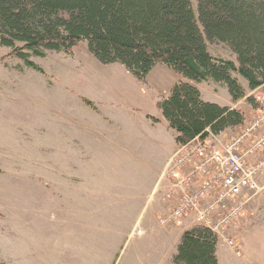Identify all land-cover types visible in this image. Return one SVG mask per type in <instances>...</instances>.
Masks as SVG:
<instances>
[{
	"label": "rangeland",
	"instance_id": "obj_1",
	"mask_svg": "<svg viewBox=\"0 0 264 264\" xmlns=\"http://www.w3.org/2000/svg\"><path fill=\"white\" fill-rule=\"evenodd\" d=\"M208 52L236 64L224 45H208ZM9 54L0 47V264H136L135 236L145 229L140 220L135 225L141 196L160 201L164 182L156 179L177 149L158 107L168 87H158L153 75L140 81L119 64L99 63L86 42L68 54L32 57L41 73ZM168 71L171 82L184 81ZM237 79L246 93L235 108L243 127L264 86L250 91ZM192 84L204 102L231 103L221 85ZM240 126L226 130L237 133ZM140 190L135 206L123 211ZM251 208L235 250L217 239V263L264 264V193L243 217ZM157 213L167 214L166 206ZM193 227L191 216L181 228L159 224L160 264H173L181 232Z\"/></svg>",
	"mask_w": 264,
	"mask_h": 264
},
{
	"label": "trees",
	"instance_id": "obj_2",
	"mask_svg": "<svg viewBox=\"0 0 264 264\" xmlns=\"http://www.w3.org/2000/svg\"><path fill=\"white\" fill-rule=\"evenodd\" d=\"M80 42L99 63L119 64L140 81L158 64L184 80L158 104L176 145L243 123L237 109L202 101L192 83L221 85L233 102L245 98L237 77L250 91L264 86V0H0V47L26 68L41 73L32 57L68 54ZM215 44L236 64L211 56ZM215 250V235L193 227L172 263L218 264Z\"/></svg>",
	"mask_w": 264,
	"mask_h": 264
},
{
	"label": "built area",
	"instance_id": "obj_3",
	"mask_svg": "<svg viewBox=\"0 0 264 264\" xmlns=\"http://www.w3.org/2000/svg\"><path fill=\"white\" fill-rule=\"evenodd\" d=\"M247 123L228 139H194L179 146L165 163L161 226L183 227L188 216L235 250L230 228L252 200L264 193V95ZM239 255L238 252L235 253Z\"/></svg>",
	"mask_w": 264,
	"mask_h": 264
},
{
	"label": "crops",
	"instance_id": "obj_4",
	"mask_svg": "<svg viewBox=\"0 0 264 264\" xmlns=\"http://www.w3.org/2000/svg\"><path fill=\"white\" fill-rule=\"evenodd\" d=\"M152 75L155 76V78L153 77L154 80L152 79V81L156 80L155 84H157L158 87L159 86H161V87L167 86L169 91L175 83V82L174 83L171 82L172 79L170 77V73L168 71V68L165 67L164 65L155 66L152 69V71L149 73L147 78L151 79ZM248 95H247V97H248ZM230 101H231L230 104H228L227 106H223V107H229V108L235 109L237 107L239 101L233 102L231 100V98H230ZM232 130L231 131L225 130L223 132V134L220 135L219 137L222 138V140L225 138L227 139V137H230L234 133V132L231 133ZM177 146L178 145H176V147ZM158 180H159V176L156 179V183H158ZM154 185H155V182H153V185L151 188L152 192L154 191ZM147 191H149V190H147ZM160 192L161 193L164 192L163 187L160 190ZM140 193H141V190L138 193V195L134 194L128 200L129 205H125L122 210L123 211L130 210L131 207L135 206V203L138 202V199H139L138 196ZM143 194H145V193H143ZM149 197H151V195H149V194L147 195V198L141 196V208H142L141 214L137 218V221L135 223V225H137V222L140 220V222H142L145 226V229H143V230L141 229V231L139 232L140 236H135L137 239L140 240L139 243L137 244V247H136L134 254L132 255V258H131L135 261L136 264H160V255H159L160 235H159V231L158 230L156 231V229H159V224L157 221V218H158L157 212L160 210V206H162V204L160 201H158L154 204H150L151 199ZM149 206L152 207V210H151V213L146 217L145 213H146V210ZM251 209L252 210H250V213L247 214V217L246 218L243 217L241 222L238 224V226H236L235 229L234 228L231 229L232 233L235 237H239L240 239L242 238V235L244 234V230L249 225L250 220H251L250 218H251L253 208H251ZM153 224H155V226H153ZM184 231L185 230H183L181 232L176 246H178V244L180 242L181 235ZM131 232H130V235H131ZM174 255H175V253L172 252L171 257H173ZM131 259H130V261H131ZM216 259L219 262V258L217 257V255H216Z\"/></svg>",
	"mask_w": 264,
	"mask_h": 264
}]
</instances>
